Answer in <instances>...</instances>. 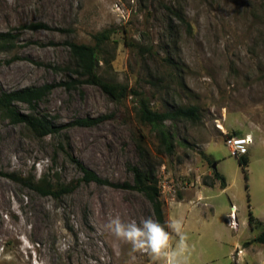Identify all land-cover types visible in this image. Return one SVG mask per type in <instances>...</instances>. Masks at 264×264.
<instances>
[{"label":"rangeland","instance_id":"rangeland-1","mask_svg":"<svg viewBox=\"0 0 264 264\" xmlns=\"http://www.w3.org/2000/svg\"><path fill=\"white\" fill-rule=\"evenodd\" d=\"M33 23L49 29L21 30ZM104 31L110 40L99 48L98 72L106 80L138 90L153 111L196 106L200 120L166 123L168 153L140 120L139 98L116 102L92 85L58 86L38 112L62 125L111 116L97 127L41 139L0 115V264H153L105 228L117 215L155 219L148 199L78 183L82 174L66 152L120 185H133L131 167L152 170L159 180L165 166V223L182 219L189 264H264V245L253 242L264 229V0H0V33L18 34L14 49H0V93L76 78L67 43L93 46ZM231 137L252 139L244 154L248 181L226 144ZM21 179L75 188L56 199Z\"/></svg>","mask_w":264,"mask_h":264},{"label":"trees","instance_id":"trees-1","mask_svg":"<svg viewBox=\"0 0 264 264\" xmlns=\"http://www.w3.org/2000/svg\"><path fill=\"white\" fill-rule=\"evenodd\" d=\"M176 17L185 22L181 13L175 12ZM49 29V26L43 23H33L21 27V30H40ZM18 34L11 32L0 33V49H14L17 46ZM95 45L77 44L73 42L67 43L70 50L71 60L74 69L72 72L77 76L76 78L70 77L69 81L61 82L59 84H44L41 86L27 87L12 92L0 93V115L3 119L8 120L13 125L25 126L34 136L37 138H47L52 135L59 134L64 129L72 127H97L100 124L108 121L111 116L102 115L98 117H86L75 120L68 124H59L56 117H52L48 114H42L38 112V105L41 101L45 100L52 91L58 86H65L67 90L75 89L81 85L87 84L98 87L103 91L111 100L121 102L131 96L139 98V118L140 120L151 126L158 135V138L163 145V148L168 152H173V144L170 140L169 133L166 131L165 126L167 122H178L180 120H188L191 122H198L200 120L199 109L196 106H179L166 112L153 111L149 102L142 94L136 90L131 89L126 85L110 82L106 80L99 72L98 57L99 48L110 40V33L104 31L94 36ZM169 62V60H165ZM170 63V62H169ZM45 67H50L53 71L59 72L63 68L58 66H51L47 64H40ZM67 70L69 68H66ZM17 104H25L28 106L30 112L25 114L18 110ZM63 152V147H60ZM67 157L71 163H73L81 172L82 178L78 183H95L97 185H105L112 188H122L128 190H135L144 194L153 208L155 219L161 224H165V214L163 209V203L161 201V191L159 187V180L155 175V172L147 168L131 167L133 173V185L124 183L123 185L114 184L99 177L95 172L86 167L81 161L67 153ZM211 165L215 161L209 157L206 158ZM239 165L242 167L245 179L248 181V164L249 158L245 155L238 158ZM212 167V166H211ZM213 176L215 181L220 183L222 189L227 187L226 179L221 175L217 169L213 170ZM30 189L36 191L41 196H51L59 199L63 195H66L73 191L75 185H62L56 188L51 183L42 182V184L36 183L34 180L21 179ZM215 182L211 183V187ZM207 186V184H204ZM248 188V186H246ZM257 221L253 214L249 213V227L254 226V222ZM254 243L264 245V229L253 240Z\"/></svg>","mask_w":264,"mask_h":264},{"label":"clouds","instance_id":"clouds-1","mask_svg":"<svg viewBox=\"0 0 264 264\" xmlns=\"http://www.w3.org/2000/svg\"><path fill=\"white\" fill-rule=\"evenodd\" d=\"M105 228L132 250L150 257L153 264H189L191 248L183 231L182 219L170 216L161 224L152 216L128 221L117 215L110 217Z\"/></svg>","mask_w":264,"mask_h":264},{"label":"built area","instance_id":"built-area-1","mask_svg":"<svg viewBox=\"0 0 264 264\" xmlns=\"http://www.w3.org/2000/svg\"><path fill=\"white\" fill-rule=\"evenodd\" d=\"M252 143V139L250 137H244V138H235V137H231L228 138L226 140V144L229 147V151L231 153L232 156L234 157H241L246 153L247 148L249 147V145ZM160 178H159V187L160 189H166L167 187L170 188V186H168V176L166 173V167L163 166L161 169V174H160ZM233 216V214H232Z\"/></svg>","mask_w":264,"mask_h":264},{"label":"water","instance_id":"water-1","mask_svg":"<svg viewBox=\"0 0 264 264\" xmlns=\"http://www.w3.org/2000/svg\"><path fill=\"white\" fill-rule=\"evenodd\" d=\"M212 169H213V170H216V164H213V165H212Z\"/></svg>","mask_w":264,"mask_h":264},{"label":"bare ground","instance_id":"bare-ground-1","mask_svg":"<svg viewBox=\"0 0 264 264\" xmlns=\"http://www.w3.org/2000/svg\"><path fill=\"white\" fill-rule=\"evenodd\" d=\"M2 205H3V204H2ZM233 210H234L233 212L236 214V212H237L236 209H233Z\"/></svg>","mask_w":264,"mask_h":264},{"label":"crops","instance_id":"crops-1","mask_svg":"<svg viewBox=\"0 0 264 264\" xmlns=\"http://www.w3.org/2000/svg\"><path fill=\"white\" fill-rule=\"evenodd\" d=\"M216 185V184H215ZM208 188V187H207ZM211 188V187H210ZM234 209V208H233ZM232 215V214H231Z\"/></svg>","mask_w":264,"mask_h":264}]
</instances>
